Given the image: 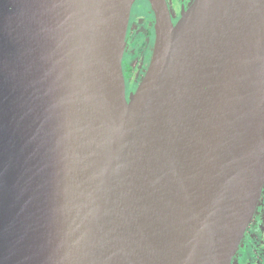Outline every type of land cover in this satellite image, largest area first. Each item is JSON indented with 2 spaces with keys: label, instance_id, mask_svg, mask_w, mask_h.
I'll use <instances>...</instances> for the list:
<instances>
[{
  "label": "water",
  "instance_id": "95a60500",
  "mask_svg": "<svg viewBox=\"0 0 264 264\" xmlns=\"http://www.w3.org/2000/svg\"><path fill=\"white\" fill-rule=\"evenodd\" d=\"M134 1L0 0V264H231L264 185V0H148L126 96Z\"/></svg>",
  "mask_w": 264,
  "mask_h": 264
},
{
  "label": "flooded vegetation",
  "instance_id": "af4514ba",
  "mask_svg": "<svg viewBox=\"0 0 264 264\" xmlns=\"http://www.w3.org/2000/svg\"><path fill=\"white\" fill-rule=\"evenodd\" d=\"M193 0H166L169 14L173 22L177 21L183 10L187 9ZM138 4V6H136ZM141 31V32H139ZM139 37L141 39H139ZM155 42L154 15L148 0H135L131 6L127 31L126 44L122 56V70L125 80V93L129 95L134 91L143 78L152 56ZM264 221V185L259 197L255 213L247 226L243 237L236 249L231 264H235L236 256L245 258L244 264H262L264 261V250L259 248L258 242L249 244L245 238L248 228L257 221V218ZM254 228V227H253ZM252 228V229H253ZM258 235L264 245V228ZM240 253V254H238ZM238 254V255H237Z\"/></svg>",
  "mask_w": 264,
  "mask_h": 264
},
{
  "label": "rangeland",
  "instance_id": "374dc122",
  "mask_svg": "<svg viewBox=\"0 0 264 264\" xmlns=\"http://www.w3.org/2000/svg\"><path fill=\"white\" fill-rule=\"evenodd\" d=\"M136 6H138V4H136ZM139 32H141V31H139ZM139 39H141V38L139 37ZM262 228H264V221L262 222V219H260L258 216L257 221H255L251 225V227L248 228V230H247L248 233L246 234L245 238H247L249 240V244H253L254 241H257L259 248L264 250V245L262 244L261 240L258 239V235H260L262 230H263ZM238 254H240V253H238ZM235 260H236L235 264H244L245 263V258H242V255L236 256Z\"/></svg>",
  "mask_w": 264,
  "mask_h": 264
}]
</instances>
